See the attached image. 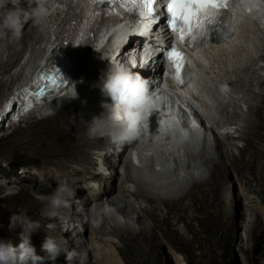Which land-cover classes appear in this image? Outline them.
Wrapping results in <instances>:
<instances>
[{
    "label": "bare ground",
    "instance_id": "obj_1",
    "mask_svg": "<svg viewBox=\"0 0 264 264\" xmlns=\"http://www.w3.org/2000/svg\"><path fill=\"white\" fill-rule=\"evenodd\" d=\"M257 5L258 3L245 0L243 6L233 12L234 26L237 31L234 38H226L224 42L219 44H213L212 42L202 43L196 46L195 54L190 52L193 54L196 64L195 75L198 76L195 85L191 87L185 86L179 91L174 90L172 86H168V91H166V94L164 93L167 96H169L168 93L173 94L170 96H173L171 98L176 101L177 110L176 117L167 116L159 122L168 124V137L183 139L188 135H200L202 131H206L214 142V152L213 148L211 150L210 146L205 144L207 139L205 136L195 144L194 148L200 150L197 154H194L190 147L184 149L182 155L184 156L185 152L188 158L187 164L183 169L185 170L184 172H182L180 167L181 159L179 157H174L171 161L167 159L165 150L162 149L160 153L163 155V159H161L162 157L160 159L156 158V151L160 147L163 148V145L153 143L154 139L149 135L148 127L146 126L142 128V132L144 129L146 132L135 140L134 146L132 142L116 145L111 144L106 138H88L86 123L103 112L101 101L104 98L101 97L99 90L93 85L100 75L106 73L110 65L114 63L112 60H101L102 56H99V58L94 56L92 59L87 60L90 65L85 74V83L80 79L71 88L67 89V96L72 97L77 94L72 105L67 106L54 116L44 118V120L52 122L58 132L67 133L70 138L66 142L63 140L59 141L58 138L47 134L44 137L47 139L46 145L39 139L32 149V153L42 159L38 170L53 188L58 183L67 182L74 189L75 199L69 207L71 211L65 207L52 208L47 201V195L50 191L42 184L36 182L32 173H24L26 178L33 181L36 185L37 196L42 199L40 202L44 206L43 212L45 215L43 222L52 224L49 229H44L43 225H41L40 231L42 235L37 236L35 233L31 235V244L35 247L38 255H46L41 249V244L44 241V237L50 236L55 239L62 249H73L76 247L78 255L75 264H87V259H90L91 255L88 249L90 244L86 245L85 240L92 242L98 239L108 243L112 253L105 252L103 248H94V254L101 259V262L98 263L95 259L93 264H127L122 249L113 240L103 238V232L115 234L122 242L128 237L130 241L134 240L137 234L131 230V227L129 225H127V228L121 227V223L115 218L121 217L126 225V222L128 223L126 221L127 218L133 220L136 217L135 228L137 229L139 225L144 227L146 222L138 216L139 211L135 207V204H138L137 199L139 197L144 199L143 204L139 205L140 210L144 211L147 205L151 206L149 210H146L147 217H153L156 214L158 207L152 206L153 203L167 202L165 196L167 194L164 193L177 194L176 198L178 201H187L178 209L177 216L179 219H184L187 215L194 217L195 211L203 210L207 204L213 205L221 181L227 179L229 175L228 167L222 165L220 161L222 152L228 157L229 166L235 176L244 180L248 191L254 190L253 182L260 187L264 186V64L259 63V61H264V25L260 23V21L264 23V14H259L257 8L260 6L256 8ZM6 7L10 9L15 7L19 16L18 42L21 48L30 52L26 59L29 73L25 75V80L33 83L37 78L40 60L56 44L58 28L61 26L60 19L64 12L63 10L52 13L46 12L34 0H19L18 4L13 0V3ZM25 11L28 12V15L25 14ZM14 33L17 32L8 29L0 30V52L1 54L7 52L5 60L0 55V69L4 73H10V70L15 67L10 66L14 65L16 60L23 56L20 50H16L18 43L15 40L7 42L5 39V36H13ZM94 44H97V42H94ZM122 53V51L118 50L116 54L122 56ZM146 58H149V54L146 55ZM244 60H246V63H244ZM135 62L140 65L139 56L135 58ZM233 63L234 65L243 64V67L241 69L234 67ZM120 64L135 71V68L128 64L127 60H123ZM201 64H205L206 67L204 68ZM149 66V63L148 66L144 65L145 75L149 72ZM23 69L24 66H21L20 70ZM221 74L224 77H221ZM231 76H235V81L237 82L234 83ZM151 79H154L153 75ZM193 80H191V83ZM10 81L12 82V79ZM229 86L232 87L228 91L230 100L220 103L215 96H224L219 94V90L224 89L226 91ZM206 89L213 91L207 92ZM82 90L84 91L82 92ZM232 93L237 95L236 98L231 95ZM195 95H198L201 100L197 99ZM213 97L217 104L215 108H213ZM239 102L247 105L246 111H238L241 107ZM191 104L205 109L208 118L211 120V128L204 124L202 126V119L195 111L192 116L197 123V127L182 126L180 129L176 128L177 123L189 118L192 108ZM40 105L37 98L33 97L24 102L22 108L24 110H32ZM11 106L10 103H6L7 108H12ZM153 111H156V103L152 105ZM29 113L30 111L27 112V114ZM215 114H218V116L216 117ZM214 124H217V127H214ZM2 130L0 128V136ZM217 131L222 137L214 135ZM158 136H163L161 131L156 133L155 139ZM219 138H221V141H218ZM234 138L245 141L247 146V148L243 147L239 150V157L233 151L236 147L233 142ZM139 142H142L143 145H140ZM130 148H132L131 151H134L131 154L133 160L137 162L141 171L146 165H149L152 174L148 173V175L151 178H153V172L161 174L159 178L162 180H171L166 175L170 176L173 174L172 176H175L178 182L156 186L155 183L134 175L131 172V167L135 168V166L132 160H129ZM100 151L105 153V155L98 154L99 156L97 157L102 165H105L108 169V175L100 173L101 169L98 170L96 168L97 161L92 157L95 154L94 152L101 153ZM108 153H114L115 157H117V163H112ZM149 162L151 163L148 164ZM207 167L210 169L208 178L202 175V170ZM121 168L122 170L119 172L118 169ZM15 172L18 173V171ZM195 172L200 175L195 177ZM6 173L12 175L9 170H6ZM145 175L147 174L145 173ZM19 177L13 180L19 182ZM108 179H110L111 185H108ZM145 181L148 186L145 185ZM91 182L98 186L97 189H100L101 193H97L93 187L90 195L86 194V190H90ZM127 183H133L136 187H127ZM204 186H208V189H204ZM152 191H157L159 196H154ZM212 193L213 196H211ZM98 194H102L107 199L106 206L102 205L103 199ZM88 206L89 208L91 207L90 211H92L90 212V219H92L93 224L95 222L96 228L91 227L90 233L85 232L83 235L81 233L74 235L63 231V228L59 225L60 217L58 215L60 214L61 218L66 220L68 223L66 226H71V230H75L88 222L86 219ZM99 210L105 212L106 221L110 219L111 223L100 221ZM21 213H25L34 220L28 211ZM246 218L249 222H254L258 218L257 208L253 203L248 205ZM90 225L92 226V223ZM15 228L10 229L9 242L19 240L20 232L17 233V236L13 234ZM2 231H7V229H2ZM62 234L65 235L62 237ZM0 240L3 241V239ZM74 241H77V244H74ZM172 258L174 264H185L182 256L175 252H173ZM56 260L66 264L63 253Z\"/></svg>",
    "mask_w": 264,
    "mask_h": 264
},
{
    "label": "rangeland",
    "instance_id": "obj_2",
    "mask_svg": "<svg viewBox=\"0 0 264 264\" xmlns=\"http://www.w3.org/2000/svg\"><path fill=\"white\" fill-rule=\"evenodd\" d=\"M25 14L28 15V12L25 11ZM5 37L7 42L15 40L18 43L16 50H20L21 55H23L16 60L14 65L10 66H15L10 70V73H4L3 70L0 69V111H2L0 128L3 129L0 136V239H3L4 243L16 246L19 244V240L13 242H9L8 240L11 235L9 218L13 213L19 214V212L28 211L34 220L39 221L40 225H43L44 229L52 227V224L49 222H43L45 215L43 212L44 206H42L40 202L42 199L37 196L36 185L33 181L27 179L24 173H32L36 182L37 175L41 174L38 168L41 165L42 159L32 153V149L39 139L46 145L45 142L47 139L44 137L47 134L58 138L59 141L63 140L66 142L70 138L67 133L58 132L55 125L49 120H44V118L54 116L67 106L72 105H66V102L71 101L72 97L64 98L63 101L55 106L47 104L42 107L41 105L35 110H24L22 106L15 107L13 105L11 106L12 108H7L6 103L8 96L14 91V88L21 85V82L26 78L25 75L29 73L26 59L30 52L20 47L17 33H14L13 36ZM0 55L5 60L7 52L2 54L0 52ZM244 63H246V60H244ZM259 63L264 64V61H259ZM21 66H24L23 70H20ZM234 67H239L241 69L243 64H235ZM220 76L224 77L222 74ZM11 79L12 82L10 81ZM231 79L234 83L237 82L235 81V76H231ZM230 89H232L231 86H229L227 90L230 91ZM210 90L207 89V92ZM83 91L84 90H82V92ZM86 94L88 95V93ZM231 95L234 98L237 96L233 93ZM229 96L230 94L228 92L225 97H215L221 103L223 101H229ZM212 101L213 108H215L217 104L215 103L214 97ZM239 105L241 106L238 109L239 112L247 110V105L243 102H239ZM28 111H30L29 114H27ZM215 115L216 117L218 116V114ZM201 124L202 126L203 124L210 125L211 120H202ZM214 127H217V124H214ZM202 134L205 137L207 135L206 131H202ZM214 135L222 137L218 131L216 134L214 133ZM220 139L221 138H219L218 141H221ZM233 142L236 144L233 151L235 155L239 157V150L243 147L247 148L246 143L237 138H234ZM205 144L210 146L211 150L213 148L214 152V142L210 139L209 135ZM194 147L195 146H192L190 148L194 154H197L200 150ZM94 153L92 157L97 161L96 168L98 170L101 169V174L108 175V169L105 165H102L97 157L99 156L98 154L103 156L105 153ZM108 155L112 163H117V157H115L114 153H108ZM197 159L199 158L197 157ZM187 161L188 158L184 152V156L182 155L180 161L182 172L185 171L183 169ZM220 161L222 165L228 167L229 175L227 179L221 181L213 205L207 204L203 210L195 211L194 217L187 215L184 219H179L177 216L178 209L187 201H178L176 198L177 194L172 195L164 193V191L161 190L162 193L167 194L165 195L167 202H156L152 204V206L158 207L153 217H147L146 213V210H149L151 206L147 205L146 210L142 211L139 209V205L143 204L144 199L141 197L137 199L138 204H135V207L139 211L138 216L146 222L144 227L139 225L137 229L135 228V222L137 221L136 217L133 218V220L127 218L126 221H128V223L126 222V225L121 217L115 218L121 223V227L127 228V225L131 227V230L137 234L134 240L130 241L128 237L122 242L115 234H109L108 232H103L104 235L102 237L113 240L115 244L122 249L127 264H174L172 258L173 252L181 255L185 264L188 260L190 264H264V186L260 187L253 182L252 185L254 190L248 191L245 187L244 180L236 177L232 168H230L229 159L224 152H222ZM150 163L151 162L148 164ZM6 170H9L12 175L7 174ZM120 170H122V168L118 169L119 172ZM15 171H18V173ZM131 172L136 176H140L147 181L155 183L156 186L160 184L170 185L171 183L178 182L177 178L172 176L173 174L170 176L166 175L170 177L171 180L160 179L159 177L161 174H157L156 172H153L154 175L152 176L153 178H151L150 175H148V173L152 174L149 165H146V168L142 169V171L140 168L131 167ZM145 173L147 175H145ZM20 174L22 175L19 177ZM199 175L200 174L197 172L194 173L195 177ZM202 175L206 178L210 176L209 167L202 170ZM17 177L20 178L19 182L13 180ZM107 183L111 185L110 179L107 180ZM145 185L148 186L147 182ZM43 186L50 192L54 189L48 181H46V185ZM126 186L130 188L136 187L133 183H127ZM93 187L97 193H101L100 189H97L98 186H96L94 182H91L90 190H86L87 195H90V192L93 191ZM204 189H208V186H204ZM152 192L154 196H159L157 191ZM98 195L103 199L102 205L106 206L107 199L103 197L102 194ZM211 196H213V193ZM250 203H253L257 208L258 218L254 222H249L246 218V210ZM67 208L71 211L69 207ZM90 209L91 207L89 208L88 206L86 216L88 220V222H86L87 225L85 224L82 225V227H78V229L71 230L70 234L72 233L75 235L81 233L83 235L85 232L90 233L91 227L96 228L95 222L93 224L92 219H90V212H92ZM125 210L128 211L126 208ZM104 213L105 212L99 210L100 221H106V214ZM58 216L60 217L59 225L63 228L62 226H66L68 223L65 219L61 218L60 214ZM107 220L106 223H111L110 219ZM69 222L74 223L73 221ZM91 223L92 226L90 225ZM2 229H7V231H2ZM18 232H21L19 225L13 230L14 236H17ZM34 233L37 236L42 235L40 229ZM64 235L65 234H62V237ZM45 238L46 237H44V239ZM85 243L86 245L90 244L88 249L90 250L91 257L87 259V264H93L95 259L98 263L101 262V259L94 254V248H103L105 252L112 253V249L105 241L95 239L92 242L90 240H85ZM74 244H77V241H74ZM74 249L76 250V247H74ZM76 252L78 253L77 250ZM55 264H63V262L56 260Z\"/></svg>",
    "mask_w": 264,
    "mask_h": 264
},
{
    "label": "clouds",
    "instance_id": "obj_3",
    "mask_svg": "<svg viewBox=\"0 0 264 264\" xmlns=\"http://www.w3.org/2000/svg\"><path fill=\"white\" fill-rule=\"evenodd\" d=\"M13 0H0V30L17 32L20 27L15 7L6 6ZM19 3V0H15ZM93 87L102 98L103 112L86 123L89 139L106 138L111 144H123L137 140L142 131L146 114L152 112L153 96L148 82L123 64H111L108 71L100 75ZM75 98V97H74ZM149 117V116H148ZM37 182L46 185L43 174L37 175ZM75 199V191L67 182L58 183L47 195L49 205L58 209L70 207ZM9 228L20 226L19 244L12 246L0 241V264H55L63 253L66 264H75L78 253L73 249H62L54 238L46 236L41 249L46 255L36 253L31 244V235L41 228L39 221L25 213H13L9 218ZM63 231L71 232V226H62Z\"/></svg>",
    "mask_w": 264,
    "mask_h": 264
},
{
    "label": "snow or ice",
    "instance_id": "obj_4",
    "mask_svg": "<svg viewBox=\"0 0 264 264\" xmlns=\"http://www.w3.org/2000/svg\"><path fill=\"white\" fill-rule=\"evenodd\" d=\"M47 2L50 4L53 0H47ZM62 2L69 5L79 2L87 6L86 20L74 37L77 45L83 42L84 29L99 17L98 6L107 5L109 7L104 12L105 15L115 13L117 17H122L125 13L134 12L135 18L149 27L163 16L167 27L178 36L180 42L192 47L207 42L209 34L215 32L220 24H224L231 30L228 13L234 0H62ZM156 4L162 5L159 12L156 10ZM113 5L123 9V12L116 11L115 7H111ZM222 10L227 11L222 13ZM163 47L161 45L162 49ZM167 48L168 61L176 70L175 79L178 84H182L184 80L181 79V71L185 73L187 71L185 57L174 43H169ZM57 76L58 74L51 77L47 75L39 77L44 85L38 88L36 95L38 97L44 95V88L49 85L55 88L65 82V79L61 77L58 83H53L57 80Z\"/></svg>",
    "mask_w": 264,
    "mask_h": 264
},
{
    "label": "trees",
    "instance_id": "obj_5",
    "mask_svg": "<svg viewBox=\"0 0 264 264\" xmlns=\"http://www.w3.org/2000/svg\"><path fill=\"white\" fill-rule=\"evenodd\" d=\"M25 165H28V164H25ZM186 264H190V261L188 260V261H186Z\"/></svg>",
    "mask_w": 264,
    "mask_h": 264
}]
</instances>
